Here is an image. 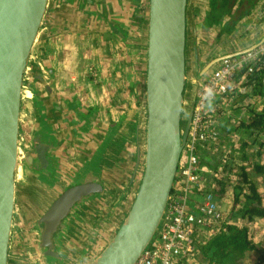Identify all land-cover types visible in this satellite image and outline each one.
<instances>
[{"label": "crops", "instance_id": "obj_1", "mask_svg": "<svg viewBox=\"0 0 264 264\" xmlns=\"http://www.w3.org/2000/svg\"><path fill=\"white\" fill-rule=\"evenodd\" d=\"M140 2H143L142 6ZM207 9L208 0H187L186 43L190 47V41L194 38L197 44L201 41L206 43L205 54L212 52L211 55H201L199 51L203 45L200 44L197 47L199 56H196L199 64L204 67L213 55L244 51L264 41V0L249 16L251 22H258L257 26L248 27L247 30L240 28L234 35L222 36L215 47L210 45L209 39L214 40L217 30H207L208 41H204L196 31L195 25L201 31L204 29L202 21ZM148 17L149 0H53L22 91L19 150L30 152L34 157L36 147H46L49 163L57 172L52 186L61 188L69 184L72 175L91 160L97 149L103 147L98 167L94 168L96 171L93 174L99 176V184L103 188L101 196L98 200L82 204V212L68 221L69 238L77 233L78 216L86 220L93 209L98 207L96 210L101 212L103 209L105 215L98 224L93 220L89 228L79 230L77 238L87 229L91 233L89 236L94 237V234L102 231L105 220H108L109 227L102 231V236L111 237L136 194L142 171L147 122L145 80ZM124 24L127 25L126 42L120 39L116 31V25ZM193 53L196 55L195 51ZM207 57V60L201 61ZM192 70L189 79L186 73L185 89L194 87L196 73L195 69ZM252 100L259 107L264 105V98L254 97ZM225 123L231 124L223 120L222 127ZM238 132L245 137V130L240 129ZM244 141L247 143V139ZM227 144L219 142L218 146L206 147L202 151L207 154L209 168L218 169L221 177L227 181L225 196L216 199L225 216L230 215L233 206V186L240 181L239 163L245 167L249 165L248 160L243 162L237 149L230 153ZM219 147L222 148V154ZM248 151L247 154L252 152L250 148ZM248 157L253 158L250 154ZM228 159L230 161H225ZM21 170L17 171L16 182L23 180ZM50 198L47 195V199ZM195 200L192 209L197 208L200 197L197 196ZM228 215L224 223H208L195 232L194 253L182 259L186 262L182 264L207 263L199 254V247L211 236L223 231L226 225L242 224ZM262 220L264 218L251 225L255 227L254 224L258 223L256 226H259ZM13 230L10 251L13 263L25 264L21 261L31 256V252L24 251L27 244L18 245ZM68 236L60 243L61 257L69 255L64 244ZM23 251L26 257L21 256ZM255 259L256 254L250 252L240 264H251Z\"/></svg>", "mask_w": 264, "mask_h": 264}, {"label": "water", "instance_id": "obj_2", "mask_svg": "<svg viewBox=\"0 0 264 264\" xmlns=\"http://www.w3.org/2000/svg\"><path fill=\"white\" fill-rule=\"evenodd\" d=\"M52 3L53 0H0V264H9L16 209V175L22 168L19 157L22 90ZM186 7L187 0H149L145 80L147 122L142 177L120 226L106 244L87 256L86 264H135L153 241L176 176L200 80L219 61L244 52L219 55L201 70H196L193 89L192 86L185 89ZM116 28L120 39L126 42L127 25H116ZM187 92L190 97L185 114ZM45 148L42 145L36 147L35 158H25L28 169H35L37 163L40 167L45 165ZM102 148L97 149L82 168V183L62 192L39 220L44 229L36 228V240L45 264H48L45 255L58 257V254L54 264L65 263L62 258L66 256L60 257L59 240L66 238L67 212L79 199L82 198V203L89 201L95 187L101 191L99 184L94 183L98 176L92 175ZM52 234L56 244H52ZM29 246H33V242L28 238ZM24 251L22 257H26ZM84 255L78 261H83ZM24 259L21 262H25Z\"/></svg>", "mask_w": 264, "mask_h": 264}, {"label": "built area", "instance_id": "obj_3", "mask_svg": "<svg viewBox=\"0 0 264 264\" xmlns=\"http://www.w3.org/2000/svg\"><path fill=\"white\" fill-rule=\"evenodd\" d=\"M257 66H264V41L219 61L201 78L181 153L186 161L179 162L177 167L157 234L135 264H182V259L194 253L195 232L208 223L219 224L224 219L211 193L199 196L197 208H191L196 202L194 191L203 185V175L211 173L200 157L206 147L219 145L224 106L231 108L235 95L250 91L246 76ZM208 89L213 95L206 96Z\"/></svg>", "mask_w": 264, "mask_h": 264}, {"label": "trees", "instance_id": "obj_4", "mask_svg": "<svg viewBox=\"0 0 264 264\" xmlns=\"http://www.w3.org/2000/svg\"><path fill=\"white\" fill-rule=\"evenodd\" d=\"M261 1L208 0V9L205 11L202 21L203 28L204 30H217V41L222 36L236 34L240 28L247 30L253 24L255 27L258 22H251L249 16ZM246 80L251 89L246 93L234 96L231 106L234 107L235 112L241 110L246 99L264 98V66H257L253 72L248 73ZM239 119L241 118L239 117ZM240 129L245 130V137L239 134L238 130ZM220 134V143L222 145L228 143L230 153L235 151L237 146L242 145L241 149H238V154L243 162L246 160L249 162L247 163L248 167L239 163L240 181L233 186L231 213L230 215L226 214L222 220L224 223L228 215L232 220L240 221L242 224L226 225L223 231L211 236L199 247V254L204 257L206 264H240L248 253L254 252L256 259L251 264H264V238L257 242L254 241L250 229L252 223L264 218V108L240 121L235 120L232 124L225 123ZM244 139H251L253 143L257 144L256 147L252 145L250 150L253 153H249L252 156L256 154L254 161H249V154H247L249 151ZM219 149L222 154V148L219 147ZM206 156L207 154L202 152L200 158L209 166ZM216 165L219 164L216 163ZM202 181L203 185L200 189L194 191L196 194L194 200L197 196L207 193L213 194L216 199H221L228 190L227 181L221 177L218 169H213L210 174L203 175ZM182 263L186 262L183 260Z\"/></svg>", "mask_w": 264, "mask_h": 264}, {"label": "rangeland", "instance_id": "obj_5", "mask_svg": "<svg viewBox=\"0 0 264 264\" xmlns=\"http://www.w3.org/2000/svg\"><path fill=\"white\" fill-rule=\"evenodd\" d=\"M142 5H143V2H140V6H142ZM195 26H196L197 33L200 36L203 37V40L204 41H208V39H207L208 36H206L207 35L206 33H207V30L208 29L207 30H204L203 29L201 31L198 25H195ZM251 27L254 28V24ZM243 36H245V35H243ZM216 38L217 37H215L214 40L209 39V43H210V45H212V47L214 46V44H217V46H218V44H219V42L221 40V38H219L216 41ZM40 44H42V42H40ZM200 44H202L203 46H202L201 50L199 51V53L201 55H204L206 53V51H207V49L205 50L206 43H204L203 41H201ZM200 44H197V39L194 38V40L190 41V47H188V45H186V47H187L186 59H187V63H188L187 64L188 65V69H187L188 79L192 76L191 75V72L193 71L192 68L195 69V72H196V70L199 71V70H201L204 67V65L199 64V61H197V57H196V56H199L198 55V51H197V47ZM191 47H193L194 49L191 48ZM194 51H195L196 55L193 53ZM202 51H204V52H202ZM211 53L212 52L208 53L207 55H211ZM219 55L220 54L213 55L209 59V62L212 61L213 59H215L216 57H218ZM194 57H196V58L193 61V58ZM207 59H208V57L202 59L201 61H204V60H207ZM206 65H207V63H206ZM189 97H190V94L187 92L185 94V103H186L185 104V108H184L185 114H186V112L188 110ZM252 99H249V100L246 99L245 102H244V104H243L244 106L241 108V110L236 111V112L233 109L234 107L232 108V106H231V108H230L229 105H227L228 107H225L224 106V117L222 118V121L223 120H228L232 124L233 122H235V120L240 121V119H238V117H248L253 112L260 111V109H263L264 108V105H262L261 107H259L258 105H256V103ZM229 109H231V111H229ZM236 117H237V119H236ZM248 139H247V143H248L249 148H251L252 145L257 146V144L253 143L251 141V139L250 140H248ZM229 147H230V145L227 144L226 145V148L229 149ZM238 149H240V146H238L237 150ZM19 152H20V150H19ZM255 159H256V154L253 155V158L252 159H249V160L250 161H254ZM185 161H186L185 157L181 156L180 162L183 163ZM20 164H21V161H20ZM94 166L97 168L98 167V162H96V164H94ZM79 170L80 171L78 173V178L76 179V182H81L82 181V167ZM211 172H212V170H211ZM21 173L23 175V180H18V182H16V185H17V189H16V200H15V202H16V209H15V215H14V217H15L14 218V225H15L14 228H15V230L20 229V227H22V220L24 219V215L25 216H31V214L33 212L32 211V208H29L28 207V198L26 196V193L29 194V197L32 198V200H33V202L35 204L38 203V206H39L40 203L45 204V202H46L45 200L47 199V197L46 198L44 197V201H41L40 192H38V194L40 195V197L38 196V194L37 195L34 194L32 192V186H31L30 182L28 181L26 175L24 174V172L22 170H21ZM141 173H142V171H141ZM141 173H140V177L142 175ZM40 211H41V209L39 207V209L35 210V212L33 214V217L34 218L38 217ZM24 221H25V219H24ZM93 225H95V224H93ZM254 225H255V227H253V225H251V232L253 233L254 239L256 241L262 240L264 238V220H262V221L259 222V226H256V225H258V223L257 224H254ZM108 227H109L108 226V220H105L104 223H103L102 231L105 230V229H107ZM38 228H40V225H39ZM102 231L101 232H97V234H94V237L89 236V235H91V233L88 231V229L86 231H83L82 232V235L85 238H82V245L80 247L75 248L76 252H74V254H70L71 256H70V259L69 260H68V257L67 256H66V258H64V262H65L64 264H86L87 261H88V257L87 256L88 255H93L95 252H97L105 244V242L103 244L101 242H99V241H102V238H104L102 236ZM22 234L24 236H26V237L30 235L31 238H33V236H34V239H35V241L33 242V246H29V247L26 246V248H25L26 251L28 250V251L31 252V256L26 257L24 259L25 260L24 263L31 264L30 262L32 261L33 264H45L44 263L43 255L41 254L40 249L37 247V240H36L37 235H36V232L32 228L29 229V230H26L23 227L22 228ZM95 235H96V237H95ZM89 240H92L93 243H90ZM24 242L27 243V245H28V242L27 241H24ZM64 244H65V242H64ZM23 247H25V246H23ZM82 254H85L84 257H83L84 260L82 261V259H81V261H78L79 257ZM44 257H45V259H46V261H47L48 264H54V262H56V259H58V257L52 256V255H45ZM13 262H14L13 261V254L10 253L9 264H14Z\"/></svg>", "mask_w": 264, "mask_h": 264}, {"label": "flooded vegetation", "instance_id": "obj_6", "mask_svg": "<svg viewBox=\"0 0 264 264\" xmlns=\"http://www.w3.org/2000/svg\"><path fill=\"white\" fill-rule=\"evenodd\" d=\"M228 36H231V35H228ZM186 45H187V43H186ZM215 46H217V44H214V47ZM185 51H187V47H186ZM203 56H207V54H205ZM185 62H186L185 69H187V59H185ZM24 84H25V82H24ZM23 88H24V86H23ZM33 150H34V146H33ZM43 150H44V154L46 156L47 150H45V149H43ZM27 156L28 157H32V158H35V156L33 157L30 152H25V151H21L20 150L19 157H20V161H21V165H22V168L21 169L24 172V174L26 175L28 181L30 182V184L32 186V192L34 194H36V195L38 194V192H40L41 197H40L39 194H38V196L41 198V201H44V197L46 198L47 195H49V198H50V196L51 197H54L57 192H58V194L54 198H50L49 200L46 199L45 200L46 201L45 204L40 203L39 206H38V203L35 204L33 202L32 198L29 197V194L26 193V196L28 198V207L29 208H32V211L33 212L31 214V216H25L24 215V219H25L26 222L24 221V219L22 220V227H20V229L15 230V228H14V230H13V233L17 236V243H18V245L19 244H22V243H25L24 241H27L28 242V237H29V239H30L31 242H34L35 241L34 236H33V238H31L30 235L27 236V237L24 236V235L23 236L21 235L22 234V228L23 227H26L28 230L32 228L35 232H37V229L36 228H38L39 225H40L41 230H43L44 229V224L43 223H40L39 220L46 213V211L49 209L50 205L54 201H56L55 199L58 198L62 194V192L66 191L67 189L73 188L75 185H78V184H81L82 183V181L81 182H76V179L78 178V173L80 171V170H78L77 172L75 171L76 173H74L72 175L73 177L71 179H69V181H68L69 184L68 185L62 186L61 188H55L54 186H52V184H54L55 181H56V174H57V172L55 171L56 169L53 167V165L49 163V160H48L47 156L45 157L46 158L45 165L42 166V167H40V165L37 163V166L38 167H36L35 169H31V168L28 169L27 164L25 162V158ZM143 157H144V151H142V168H141L142 172H143ZM33 166H34V164H33ZM68 172L72 174V171L69 170ZM92 176H94V175H92ZM141 177H142V175H141ZM141 177H140V179H141ZM93 178H95V177H93ZM139 182H140V180H139ZM94 183H98L99 184V176H98V179H94ZM99 186H100V190L101 191L98 192L97 191V188L95 187V191L93 193L94 196L91 199H89V201H91V200H98L100 198L103 188H102V185L99 184ZM86 202H88V201H85V202L82 203V198L79 199V201H77V203L75 205H73L69 209V211L67 212V216L65 218L66 219V222H64V225H65L64 228L66 229V237L69 234L68 227H70L68 221L70 219L74 218V217L76 218V216L82 212V204H84ZM95 202H97V201H95ZM98 203H101V202L98 201ZM39 207L41 209V211L39 213V216L36 217V218H34L33 217V214H34L35 210L39 209ZM99 208L100 207H98L96 209H99ZM96 209H93L92 213L88 217H86V220H84V219H82V217H79L78 216L77 223H76L77 224V226H76L77 227V233L76 234L73 233V235L70 238L68 236L67 242L65 241V245L67 246V251H68V254H69V255H67L68 260L70 259V256H71L70 254H74V252H76L75 248L80 247L82 245V238H85V237H83V235L82 236L81 235H78V238H77L78 231L81 230V229L83 230V229H85L87 227L89 228L90 225H92L93 220L96 221V223L98 224L99 221H100V219L104 216V210L103 209L101 210V212L98 211V210H96ZM126 214H127V212H126ZM126 214L124 215V217L126 216ZM124 217L120 220L119 224L117 225V227H116V229L114 231H116L118 229V227L120 226V224L123 221ZM109 234H110V232H109ZM74 235H75V237H74ZM106 235H108V232H106ZM54 236H55L54 234H52V236H51V238H52V244H53V242L55 243V241H53ZM41 238H42V236H41ZM109 238H102V242L103 243L105 242V244H106L108 242ZM63 239L64 238H62V239L59 240L60 243H61V241H63ZM40 241H41V239H40ZM26 244L27 243H25V245ZM41 250H42V248H41ZM58 250H59V247H58ZM59 253H61V252H59ZM60 257H61V254H60ZM58 258H59V254H58ZM62 259L64 260V258H62ZM56 261H58V259H56Z\"/></svg>", "mask_w": 264, "mask_h": 264}, {"label": "clouds", "instance_id": "obj_7", "mask_svg": "<svg viewBox=\"0 0 264 264\" xmlns=\"http://www.w3.org/2000/svg\"><path fill=\"white\" fill-rule=\"evenodd\" d=\"M211 95H213V91L211 89H208L206 91V96H211Z\"/></svg>", "mask_w": 264, "mask_h": 264}]
</instances>
